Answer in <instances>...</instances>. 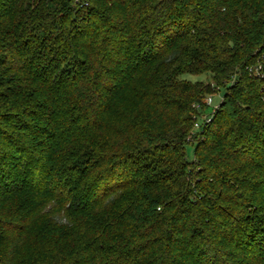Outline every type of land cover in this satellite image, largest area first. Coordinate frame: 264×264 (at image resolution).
Returning a JSON list of instances; mask_svg holds the SVG:
<instances>
[{"label":"trees","instance_id":"1","mask_svg":"<svg viewBox=\"0 0 264 264\" xmlns=\"http://www.w3.org/2000/svg\"><path fill=\"white\" fill-rule=\"evenodd\" d=\"M0 264H264V0H0Z\"/></svg>","mask_w":264,"mask_h":264},{"label":"rangeland","instance_id":"2","mask_svg":"<svg viewBox=\"0 0 264 264\" xmlns=\"http://www.w3.org/2000/svg\"><path fill=\"white\" fill-rule=\"evenodd\" d=\"M181 78L183 80H186V81L191 82V83H196V82L204 83V84H210L211 83L210 76L207 75V74H203V75H183ZM223 94H224V92L220 91V92H216V93H213V94L207 96L206 99L210 98V104L205 109V112L201 113L198 118H200L201 116L202 117L203 116H207V117L210 116L212 114V110L215 107H217L219 105V103L221 102V100L223 98ZM201 120L203 121V118L198 119V122H199L200 126L203 125ZM185 152H186V160H187V162H191L193 160V147L187 146L185 148Z\"/></svg>","mask_w":264,"mask_h":264},{"label":"built area","instance_id":"3","mask_svg":"<svg viewBox=\"0 0 264 264\" xmlns=\"http://www.w3.org/2000/svg\"><path fill=\"white\" fill-rule=\"evenodd\" d=\"M250 73L253 75V76H255L256 78H260V77H262V74H261V66L260 65H257L255 68H253V69H250ZM204 103H205V105L206 106H209V104H210V98H207L206 100H204ZM217 107H215L213 110H212V114L210 115V116H201L200 118H198V119H201V118H203V121H202V123L203 124H206V123H209V120H210V117L213 115V113H214V111H215V109H216ZM202 126V125H201ZM200 125H199V122H198V120L194 123V126H193V128H194V130H198L200 127H201Z\"/></svg>","mask_w":264,"mask_h":264}]
</instances>
